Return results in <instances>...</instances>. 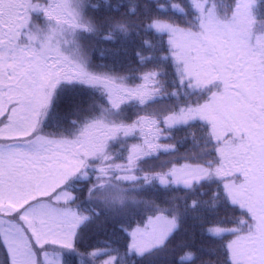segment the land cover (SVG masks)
<instances>
[{"label": "trees", "instance_id": "16d2710c", "mask_svg": "<svg viewBox=\"0 0 264 264\" xmlns=\"http://www.w3.org/2000/svg\"><path fill=\"white\" fill-rule=\"evenodd\" d=\"M44 6L49 0H29ZM238 0H71L73 24L65 29L68 43L60 48L79 70L123 88L147 84L151 98L120 102L99 83L61 81L43 106L34 130L24 138L0 137V146L23 143L34 150L44 142L98 139L108 129L118 135L103 139L101 149L88 151L78 173L56 192L70 195L54 202L74 211L81 223L72 247H56L59 264H246L236 258L235 242L254 235L259 221L253 210L233 200L229 185L246 184L235 163L241 140L230 128L223 137L205 114L187 120L182 114L210 104L202 82L184 57L180 37H203L209 26L230 29L237 21ZM249 34L264 39V0H250ZM44 11H32L20 43L37 48L38 30L50 31ZM248 20V19H247ZM57 33V30L54 31ZM52 34V33H51ZM28 38V39H27ZM18 43V42H17ZM264 55V51L256 48ZM10 105L0 128L10 122ZM157 132L145 140L143 120ZM186 166L208 174L189 185L171 176ZM54 193L40 197L51 200ZM34 200L13 213L0 210V264H12L1 229ZM175 220L165 240L139 252L134 232L158 217ZM4 225H3V224ZM40 262L42 257L39 254Z\"/></svg>", "mask_w": 264, "mask_h": 264}, {"label": "rangeland", "instance_id": "374dc122", "mask_svg": "<svg viewBox=\"0 0 264 264\" xmlns=\"http://www.w3.org/2000/svg\"><path fill=\"white\" fill-rule=\"evenodd\" d=\"M49 2L47 9H44V6L30 5L29 0H0V117L9 105L11 111L10 122L0 128V137L24 138L31 134L37 116L61 81L103 84L112 89L120 102L147 100L152 96L147 84L136 89L123 88L105 78L79 70L68 58V52L60 48V41L68 43V38L64 37L65 29L69 30L73 24L71 0ZM238 2L237 21L230 29L226 24L222 28L209 26L205 38L180 37L184 57L202 82L206 78L198 72L197 57L204 44L217 40L227 44L230 54L244 68L252 85L264 80V55L256 52L257 46L264 51V39L256 36L250 40V0ZM33 10L44 11L51 20L49 25L46 23L50 31L38 30L37 48L26 47L18 41L24 35ZM56 30L57 33H54ZM201 113L214 122L219 137L232 128L210 104L202 110L185 111L181 118L187 120ZM138 127H142L148 143L157 132L155 124L149 119L125 131L131 134ZM118 134V129H108L97 135L98 139L90 136L69 144L44 142L37 150L23 143L0 146V210L8 213L21 211V206L34 200L19 214V220L9 221L11 224L8 225L2 223L1 233L8 245L12 264H59L60 255L55 249L57 246H73L81 218L74 211L54 204L66 202L70 197L63 190H56L82 168V158L86 152L101 149L103 139ZM207 174V169L186 166L178 169L171 178L189 185ZM229 191L233 200L253 210L259 221L254 235L235 242V256L246 264H264V185L259 182V174L246 184H230ZM53 193L51 200L40 198ZM175 226V220L170 218L160 216L152 220L134 232L133 248L139 252L151 249L162 243Z\"/></svg>", "mask_w": 264, "mask_h": 264}, {"label": "snow or ice", "instance_id": "6c2138e0", "mask_svg": "<svg viewBox=\"0 0 264 264\" xmlns=\"http://www.w3.org/2000/svg\"><path fill=\"white\" fill-rule=\"evenodd\" d=\"M197 59L210 106L240 137L242 155L235 161L239 172L249 182L259 174L264 185V80L252 85L223 40L204 44Z\"/></svg>", "mask_w": 264, "mask_h": 264}]
</instances>
